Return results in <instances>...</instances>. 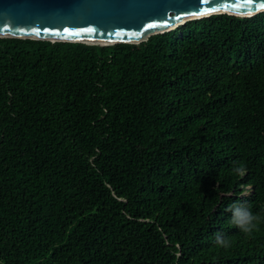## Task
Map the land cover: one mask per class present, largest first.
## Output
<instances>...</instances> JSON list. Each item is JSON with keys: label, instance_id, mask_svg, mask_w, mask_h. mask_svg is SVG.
<instances>
[{"label": "trees", "instance_id": "obj_1", "mask_svg": "<svg viewBox=\"0 0 264 264\" xmlns=\"http://www.w3.org/2000/svg\"><path fill=\"white\" fill-rule=\"evenodd\" d=\"M233 205L264 216V11L0 38V264H264Z\"/></svg>", "mask_w": 264, "mask_h": 264}, {"label": "water", "instance_id": "obj_2", "mask_svg": "<svg viewBox=\"0 0 264 264\" xmlns=\"http://www.w3.org/2000/svg\"><path fill=\"white\" fill-rule=\"evenodd\" d=\"M263 11L264 0H0V38L139 44L187 21L218 14L246 18Z\"/></svg>", "mask_w": 264, "mask_h": 264}, {"label": "clouds", "instance_id": "obj_3", "mask_svg": "<svg viewBox=\"0 0 264 264\" xmlns=\"http://www.w3.org/2000/svg\"><path fill=\"white\" fill-rule=\"evenodd\" d=\"M230 224L238 228L245 237L250 238L259 232L261 225L264 224V216L253 213L249 208L233 205ZM216 243L223 248L229 247L230 244L229 240L222 238L219 233L216 234Z\"/></svg>", "mask_w": 264, "mask_h": 264}, {"label": "snow or ice", "instance_id": "obj_4", "mask_svg": "<svg viewBox=\"0 0 264 264\" xmlns=\"http://www.w3.org/2000/svg\"><path fill=\"white\" fill-rule=\"evenodd\" d=\"M200 3L202 4H210L211 3V0H199ZM249 2H251V0H249ZM210 11H214L215 9L212 8V9H209ZM193 15H196L197 13L196 12H193L192 13ZM149 27H152V25H149Z\"/></svg>", "mask_w": 264, "mask_h": 264}, {"label": "rangeland", "instance_id": "obj_5", "mask_svg": "<svg viewBox=\"0 0 264 264\" xmlns=\"http://www.w3.org/2000/svg\"><path fill=\"white\" fill-rule=\"evenodd\" d=\"M244 194H248V191H245V193Z\"/></svg>", "mask_w": 264, "mask_h": 264}]
</instances>
